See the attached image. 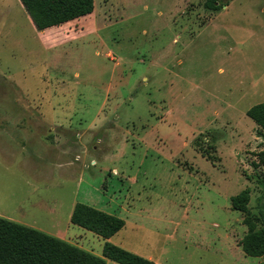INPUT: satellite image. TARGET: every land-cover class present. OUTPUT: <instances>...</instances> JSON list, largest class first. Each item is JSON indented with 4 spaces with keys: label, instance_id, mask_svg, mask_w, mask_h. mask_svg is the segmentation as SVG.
<instances>
[{
    "label": "rangeland",
    "instance_id": "374dc122",
    "mask_svg": "<svg viewBox=\"0 0 264 264\" xmlns=\"http://www.w3.org/2000/svg\"><path fill=\"white\" fill-rule=\"evenodd\" d=\"M205 1L95 0L49 37L19 0H0V214L24 202L51 224L57 213L25 201L35 188L60 211L89 195L123 221L129 207L148 212L158 264H264L241 249L246 221L264 231V130L246 115L264 103V0H217L219 12ZM26 106L57 126L52 163L17 161ZM67 144L79 158L58 168ZM49 167L52 191L26 173ZM244 190L247 215L231 207ZM87 233L78 246L102 257Z\"/></svg>",
    "mask_w": 264,
    "mask_h": 264
},
{
    "label": "trees",
    "instance_id": "16d2710c",
    "mask_svg": "<svg viewBox=\"0 0 264 264\" xmlns=\"http://www.w3.org/2000/svg\"><path fill=\"white\" fill-rule=\"evenodd\" d=\"M19 1L38 32L88 17L95 6V0ZM217 3V0H206L203 6L211 12H219L225 5ZM246 115L264 130V103L253 106ZM248 202L249 192L244 190L231 198V207L234 211L247 215L250 211ZM258 208L263 214L264 224V201ZM70 223L104 240L102 257H96L35 229L0 218V264H106L107 260L115 264H154L107 242L125 226L120 218L76 203ZM245 224L248 234L241 241V249L248 257H260L264 252V231L260 236L255 232L253 222L246 221Z\"/></svg>",
    "mask_w": 264,
    "mask_h": 264
},
{
    "label": "crops",
    "instance_id": "0c3cea01",
    "mask_svg": "<svg viewBox=\"0 0 264 264\" xmlns=\"http://www.w3.org/2000/svg\"><path fill=\"white\" fill-rule=\"evenodd\" d=\"M70 23L62 25L60 27L42 31L40 32V34L42 35L47 34L49 37L54 34L56 35V33H59V31L64 30L63 28H66V26H68V24ZM75 34H73V36H71L70 38L76 37ZM51 40H52V37H51ZM22 109H23L22 110L23 112L26 111L31 114L26 115L23 113L24 114L23 121H24L25 127H19L18 125H16L14 127L15 129L13 133L11 134V136L16 135L20 137V142L16 140V144H17L16 148L18 149V152L21 155L20 156L21 158L17 160L18 163L20 165L22 164L24 165L25 162L27 163V161L32 160L34 156L38 157L40 160H43L44 163H52L53 157H54V150H57V151L59 150L57 147L59 144V140L57 136L58 134L54 132V130L57 129V126L54 124L55 122L52 120L50 121L45 120L42 107L26 106ZM45 128H46V131L44 130ZM4 130L5 128L3 127V131ZM49 136H51L52 138H49ZM34 138H36L38 141V146H39L38 151L30 150V147H33L32 144L30 143L33 141ZM71 145L72 144H67L66 147L64 148L63 156H67L65 159V162L63 164H60V163L56 164L55 165L56 167L60 168V166H62L65 169L75 164L79 156H76V153L74 152L70 154L69 149ZM14 153L16 155V151H14ZM9 154L12 156L14 155L12 152L11 153L9 152ZM56 155L58 158V153H56ZM26 173L27 175L31 177H35L36 175L40 176L41 179L35 180L36 183L44 184V186L47 188L46 189L47 191L49 190L52 191L51 183H53L54 178H56V176H54V170L52 168L49 167L48 169H44L42 173L34 169L28 170L26 171ZM33 192L36 195H33L31 198L27 197L25 200L26 203L28 201L35 200L37 205L39 204L38 205L39 208L47 210L49 212L51 211L54 214L57 213L58 216L53 222H51V224L40 223L39 220L37 219L26 217L25 212H24V206H23L24 202H21L19 208H17V212H16L17 214H12V215L0 214V218L8 220L16 224H19V225H23L28 228L35 229L39 232H42L46 235L59 239L63 242H66L72 246H75L83 250L82 248L78 246L79 242L77 241L81 239L82 236H89V235L87 231L81 228L75 227L71 225L70 223V217L72 214V210L77 202H74V201L71 202L67 208H65L63 211H60V209L62 208V205L58 200H53L52 202H48L47 197L40 196L39 194L36 193L37 188H35ZM87 199L90 200L92 203L90 204L91 205L90 207L111 215L109 212H107L105 207L102 206V208L101 207L98 208L97 205L99 204L94 198L87 195ZM49 204H52L54 208L52 209L48 207ZM124 210L125 209H123V211ZM138 210H134V207L133 208L129 207L128 211L125 212L126 217L123 218L125 226L123 227L122 230H120L112 238L107 240V242L109 241L110 243L114 244L115 246L125 251H128L132 254H135L151 262H154L155 264H158V262L156 260H153V258L151 257V253H152L151 247L153 246L151 244V217L147 218L145 216H141L142 213H148V212L142 211L140 209ZM129 239L131 240L129 241ZM97 242L99 243L100 241L97 240ZM103 244H104V240L101 241V243H99L100 254L102 253ZM152 248H155V246ZM89 253H91L92 255L96 257L99 256V254L96 252L94 253L92 249L90 250ZM106 264H115V263L107 260Z\"/></svg>",
    "mask_w": 264,
    "mask_h": 264
}]
</instances>
